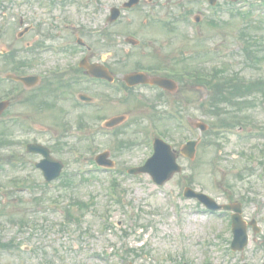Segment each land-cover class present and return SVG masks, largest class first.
<instances>
[{"label":"rangeland","instance_id":"obj_1","mask_svg":"<svg viewBox=\"0 0 264 264\" xmlns=\"http://www.w3.org/2000/svg\"><path fill=\"white\" fill-rule=\"evenodd\" d=\"M229 1L226 4L234 7L230 11L238 8ZM249 1L258 9L254 5L258 0ZM193 5L203 14L198 25L188 28L181 20L172 33H155V43L163 47L170 64L179 61V67L189 63L205 70L221 66L230 76L258 83L253 94L232 98L239 107L222 103L242 123H234L231 130L216 129L210 120L216 103L210 101L212 88L200 83L189 91L175 93L178 98L162 97L155 107V91H133L124 100L119 92L104 87L93 94L103 103L97 110L71 109L59 103L55 110L27 105L14 112L18 108L11 103L9 114L19 113L25 124L6 118L0 121V185L4 186L0 190V241L13 243L7 250H0V264H199L204 259L211 264H264V16L256 11L243 19L224 9L220 18L217 14L210 17L204 3ZM210 18L219 20L220 25L209 24ZM103 27L100 17L97 28ZM140 36L151 37L145 31ZM245 36L261 58L256 65L246 63L241 56ZM219 49L221 58L214 52ZM136 51L133 65L113 64L116 75L135 64L150 65L142 55L146 49L140 46ZM11 87L3 82L0 90L4 93ZM174 108L185 117L207 122L209 130L201 133L187 126L180 128L171 116ZM119 114H125L126 120L112 131L105 130L103 120ZM77 119L84 125L78 127ZM244 131L246 136L242 137ZM158 135L176 149L186 139L201 137L195 158L179 155L183 171L161 186L147 174L126 173L128 167L143 163L151 152L152 138ZM26 141L41 142L52 150L64 163L61 178L51 184L44 182L33 166L39 156L23 149ZM103 150L109 151L115 163L109 171L96 169L94 156ZM112 176L119 191L115 200L107 194ZM13 180L21 189H15ZM67 180L69 183H65ZM187 185L219 202L241 201L244 218L257 219L261 229L257 233L248 229L249 242L243 251L229 250L232 235L227 214L195 213L197 206L182 196ZM23 186L32 190L27 192ZM66 209L72 213L69 219ZM203 240L208 242L206 249L200 247ZM23 245H28L29 251L22 250Z\"/></svg>","mask_w":264,"mask_h":264},{"label":"flooded vegetation","instance_id":"obj_2","mask_svg":"<svg viewBox=\"0 0 264 264\" xmlns=\"http://www.w3.org/2000/svg\"><path fill=\"white\" fill-rule=\"evenodd\" d=\"M195 1L0 0V80L7 73L39 78V83L33 87L14 81L9 91L3 93L0 90V100L9 98L10 106L12 103L18 108L14 112H20L19 106L27 105L55 110L59 103L71 109L91 107L97 110L98 107L91 103H78V97L85 93L98 101L93 94L100 86L106 88L107 85L105 81L88 75L82 65L101 63L116 79L113 64L116 62L117 49L111 39L116 35L112 29L116 22H107L112 9L120 8L123 13L119 19V27L123 30L119 36L122 37V40L119 39L120 44L124 46L130 36L149 32L151 38L142 40L143 48L149 51L147 58L152 59L151 55L156 51L152 33L157 23L166 17L170 19L166 23L167 28L176 25L175 16L190 15L195 8ZM129 3L133 6L127 9L122 7ZM4 16H9V19L2 20ZM101 16L109 33L103 40H100L97 28ZM129 52V48H124V54ZM153 64V67L148 66L145 70L165 76L166 70L158 66V63ZM8 112L12 110L8 109ZM8 118L17 124L24 123L19 113H11Z\"/></svg>","mask_w":264,"mask_h":264},{"label":"water","instance_id":"obj_3","mask_svg":"<svg viewBox=\"0 0 264 264\" xmlns=\"http://www.w3.org/2000/svg\"><path fill=\"white\" fill-rule=\"evenodd\" d=\"M119 120H121V117L112 119L111 121L108 122V125L115 124ZM156 145H157L156 146V153L149 160L150 162L147 163L144 167L138 168V170L149 172L151 174L152 178L156 182L162 183L164 180H166L171 175V173L173 171L179 170V167L174 162L175 155L173 153H171V151L167 145H165L161 141H157ZM186 150L187 151H185V153L187 155H190V156L193 155V153H192L193 149L189 151L188 147H186ZM46 157H47L46 162L49 165V167L47 168L48 173L54 172L55 171L54 168H56V172H54L52 175H47L45 173L46 179L50 180L59 174L60 165L58 163H56L55 161H53V159H51L48 155ZM96 160L99 164L111 165V163L109 161H105L103 159V157H101V156L97 157ZM138 170H130V172H135ZM185 195L186 196L195 195L202 202H204L207 206L213 207V208L219 207V206L215 205V203L210 198H208L207 196H205L203 194H195V193L191 192V190H189V189L185 190ZM224 207L230 208V206H224ZM235 210L237 212H239L238 209H235ZM234 217H235V219H234V232H235L234 245H236L238 243L244 245L246 242V236H245V232H244L243 227H241V228L239 227L240 217H239V215H235Z\"/></svg>","mask_w":264,"mask_h":264}]
</instances>
